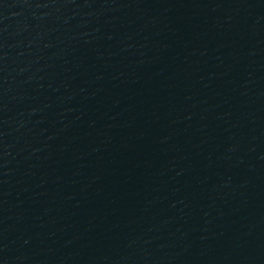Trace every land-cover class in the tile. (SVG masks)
<instances>
[{"label": "water", "instance_id": "obj_1", "mask_svg": "<svg viewBox=\"0 0 264 264\" xmlns=\"http://www.w3.org/2000/svg\"><path fill=\"white\" fill-rule=\"evenodd\" d=\"M0 264H264V0H0Z\"/></svg>", "mask_w": 264, "mask_h": 264}]
</instances>
